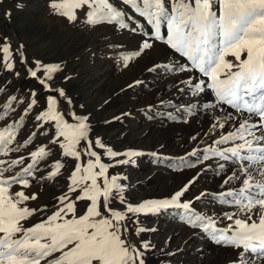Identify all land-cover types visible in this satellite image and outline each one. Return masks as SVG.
<instances>
[{
  "label": "rangeland",
  "instance_id": "1",
  "mask_svg": "<svg viewBox=\"0 0 264 264\" xmlns=\"http://www.w3.org/2000/svg\"><path fill=\"white\" fill-rule=\"evenodd\" d=\"M59 2L0 0V45H10L13 53L10 62L14 64L12 71L0 67V111L8 113L0 120V131L13 125L15 138L8 147L19 149L0 152V161H4L0 169L8 167L12 159L23 157L25 163L13 166L6 176L17 172L23 175L22 169L32 163L31 151L43 146L50 152L33 170L35 178H29V186L17 184L10 188V193L23 190L29 197L35 194V199H29L19 207L45 209L21 223L30 227L68 202L76 204L77 216L84 214L89 202L77 201L76 196L82 193L79 189L69 192L68 185L75 164L79 163L83 168L88 159L95 160L86 152V145L91 143L92 150L101 155V162L114 165L108 169L109 178L120 173L118 183L124 186L126 203L135 206L143 201L162 200L189 185L181 201L191 202L192 208L201 214L217 217L218 226H227L231 221L226 220L224 214L235 212L236 208L221 204L217 197L222 191L238 188L240 182L233 180L224 185L222 181L231 168L226 167L225 172L213 175L209 171L215 158L203 161L202 156L203 149L209 145L221 147L213 141L222 132L229 131L231 125L210 132V124L214 122L212 116L200 114L196 109L191 114L186 111L191 103L215 100L214 95L209 94L211 90H206L207 96L203 93L201 98L192 97L186 90V79L198 82L204 80L203 74L198 70L179 74L166 71L165 64L190 65V62L166 43L154 42L150 36H145L144 32H150L151 26L120 0L112 2L135 17L129 21L128 29L106 21L89 25L85 18L87 8L75 10L77 18L70 21L62 9L58 11L53 7ZM132 28L137 30L134 32ZM161 32L167 35L166 25L162 24ZM144 40L153 46L139 56L130 57L125 66L123 55L140 49ZM18 51L30 68H35L36 62L40 61L43 65H59V70L52 73L51 80L43 76L42 69L34 78L20 60ZM245 56L246 53H242L241 59ZM227 59L235 63V57L229 55ZM41 79L53 91H45L44 88H49L40 82ZM55 89H62L65 95L59 96ZM13 96L15 100L10 99ZM49 96L56 98V111L65 122L76 124V116L87 117L88 138L76 146L82 161L64 155L60 147V143H66L63 137L54 142V122L35 119L40 112L48 110ZM33 99L35 105L25 111ZM6 104L10 105L7 109ZM168 113L176 118H170ZM29 137L31 142L25 144ZM96 140H101L105 148H99ZM108 148L121 155L114 158L104 155ZM129 150L137 155H123ZM193 150L196 155H192ZM117 160H128V163L117 164ZM57 161L64 166L56 176L48 178L50 171H56L53 165ZM85 183L90 184V181ZM98 183H102V178ZM201 193L207 195L195 199ZM65 194L67 199L61 202L59 197ZM110 207L126 211L125 205H121L115 196ZM159 213L174 217L165 218ZM184 213L185 210L178 207L175 210L174 206L156 213H129L124 222L128 230L123 232L122 226V239L137 247L142 242L150 245L144 250L146 264H233L236 261L238 249L216 244L202 229L189 225L186 218H182ZM65 218L70 219L71 214ZM171 225L174 227L169 230L167 227ZM137 228L145 230L137 234Z\"/></svg>",
  "mask_w": 264,
  "mask_h": 264
},
{
  "label": "snow or ice",
  "instance_id": "2",
  "mask_svg": "<svg viewBox=\"0 0 264 264\" xmlns=\"http://www.w3.org/2000/svg\"><path fill=\"white\" fill-rule=\"evenodd\" d=\"M120 2L151 26L152 31H145V36H150L154 42L166 43L190 62V65L165 64L163 67L166 71L179 74L198 70L204 77L210 78L207 83L204 80L197 82L186 79L184 84L194 98L200 97L206 90L214 94L213 102L206 101L199 105L205 110L213 109L223 113L213 116L210 132L231 125L229 131L222 132L213 141L221 147L209 145L203 149L202 156L203 161L211 158L223 161L216 165L218 174L225 172L226 167H231L222 181L224 185H229L233 180L240 182L238 188H229L217 197L221 204L235 206V212L224 214V218L231 222L220 227L217 217L201 214L192 208L191 202H182L181 197L189 185L169 198L143 201L135 206L126 203L125 189L118 183L119 177L113 175L109 178L107 175L108 169L114 165L101 162V155L92 150L89 143L86 145L87 155L95 160L88 159L83 168L81 164H75L68 185L69 192L79 189L82 193L76 196L77 201L89 202L84 214L77 216L76 204L68 202L46 219L24 227L22 221L27 222L35 213L45 209L19 207L23 202L35 199V194L29 197L23 190L10 193V188L17 184L22 187L30 185L29 178H35L33 170L50 155L41 146L29 153L32 163L22 169L23 175L17 172L6 176L13 166L25 163L23 157L12 159L8 167L0 169V264H41L42 261L44 264H146L144 250L150 245L142 242L137 247L122 239V226L123 232H127L124 222L129 213H156L172 206L185 210L182 218H186L189 225L209 234L216 244L238 249L233 264H264V0ZM53 7L58 11L62 9L70 21L77 18L75 10L87 8L86 22L93 26L106 21L128 29L129 21L135 20L134 16L117 7L112 0H60ZM162 24L167 27L166 36L161 32ZM136 30L132 28V31ZM152 46L153 43L144 40L140 49L124 54L122 59L125 66L130 57L139 56ZM242 53H246L244 59H241ZM229 55L235 57V63L227 59ZM12 59L10 45H0V67L14 70V64L10 62ZM41 69L43 76L51 80L52 73L59 70V65H43L37 61L36 67L29 68L28 72L35 78ZM40 82L45 84L44 79ZM45 86L52 90L50 85ZM54 91L61 97L65 95L62 89ZM10 99L15 100L16 97ZM35 103V99L31 100L25 111ZM56 103V98L49 96L48 110L40 112L35 119L54 122V142L56 138L63 137L66 143H60V147L64 155L79 159L81 152L76 146L88 138L87 117L76 116V124L67 123L56 111ZM4 107L7 109L10 105ZM197 107V103H191L186 111L191 114ZM7 115L6 111H0V120ZM168 116L176 118L172 113H168ZM12 129L13 125H7L0 131V152L19 150L8 147L15 138ZM30 142L31 137L24 141L25 144ZM95 144L105 148L101 140H96ZM104 155L114 158L121 153L108 148ZM123 155L132 157L137 153L129 150ZM192 155H196V150H193ZM2 163L4 161H0ZM116 163H128V160H117ZM63 166L57 161L53 165L56 171H50L48 178L56 176ZM97 168L98 171L95 170ZM100 178L102 183H98ZM86 181H90V184ZM204 195L207 193H201L195 199L199 200ZM113 196L121 205H125L126 211L110 207ZM66 199L67 194L59 197L61 202ZM68 214H71L70 219L65 218ZM144 230L137 228L136 232L139 234Z\"/></svg>",
  "mask_w": 264,
  "mask_h": 264
},
{
  "label": "bare ground",
  "instance_id": "3",
  "mask_svg": "<svg viewBox=\"0 0 264 264\" xmlns=\"http://www.w3.org/2000/svg\"><path fill=\"white\" fill-rule=\"evenodd\" d=\"M152 31V29L150 30V32ZM161 46V45H160ZM162 48H163V46H161ZM242 59H243V57H242ZM198 74V73H197ZM196 74V75H197ZM195 75V76H196ZM201 76V75H200ZM199 76V77H200ZM197 77V76H196ZM195 77V78H196ZM202 79H204V81L207 83V82H210V78H208V77H204V78H202ZM199 80H201V79H199ZM205 94H206V96H207V94H208V91H206L205 92ZM205 94H203V95H205ZM209 94H213L212 93V91H210L209 92ZM202 95V94H201ZM202 95V96H203ZM214 95V94H213ZM213 95H211V96H213ZM205 97V96H204ZM209 97V96H208ZM199 98V97H198ZM201 98V97H200ZM207 99V98H206ZM201 100V99H200ZM203 100V99H202ZM213 100V99H212ZM205 101V100H204ZM210 101H211V99H210ZM202 104V103H201ZM199 105L200 104H198V107L196 108V111H198V113H200V114H208L209 116H214V115H217V114H220V115H222L223 113L222 112H219V111H217V110H213V109H208V110H203V109H201L202 107H199ZM223 107V106H222ZM229 146V145H228ZM223 161H221V160H219L218 158H215V160L214 161H211V163H213L212 164V166H211V169H210V171H209V173H211V174H213V175H215L217 172H218V170H217V167H216V165L218 164V163H222ZM229 168H231V167H227V169H229ZM226 170V169H225ZM173 207V206H172ZM171 216H173L174 217V215H170V214H168L165 218H170ZM164 217V216H163ZM176 218V217H175ZM174 221V220H173ZM170 222V221H169ZM171 223H173V222H171ZM168 224V223H167ZM172 227H174V225H171V226H168L167 228L170 230H172ZM179 228V227H178ZM189 239V238H188ZM210 245V244H209Z\"/></svg>",
  "mask_w": 264,
  "mask_h": 264
},
{
  "label": "water",
  "instance_id": "4",
  "mask_svg": "<svg viewBox=\"0 0 264 264\" xmlns=\"http://www.w3.org/2000/svg\"><path fill=\"white\" fill-rule=\"evenodd\" d=\"M0 11L2 12L1 9H0ZM18 54H19V58H20V60L22 61V63H24L25 66H26V68L29 69L30 67H29L28 65H26V62L24 61V56H23V54H22L20 51H18ZM118 175H120V173H118ZM145 243H146V242H145Z\"/></svg>",
  "mask_w": 264,
  "mask_h": 264
},
{
  "label": "crops",
  "instance_id": "5",
  "mask_svg": "<svg viewBox=\"0 0 264 264\" xmlns=\"http://www.w3.org/2000/svg\"><path fill=\"white\" fill-rule=\"evenodd\" d=\"M51 88V87H50ZM52 89V88H51ZM44 90L45 91H53V89L52 90H46L45 88H44ZM80 160L82 161L83 159H81V157H80Z\"/></svg>",
  "mask_w": 264,
  "mask_h": 264
}]
</instances>
